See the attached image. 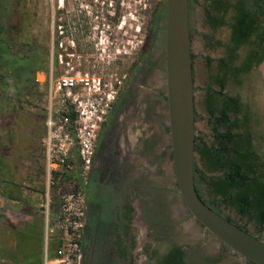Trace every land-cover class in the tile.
Segmentation results:
<instances>
[{
	"label": "rangeland",
	"instance_id": "rangeland-1",
	"mask_svg": "<svg viewBox=\"0 0 264 264\" xmlns=\"http://www.w3.org/2000/svg\"><path fill=\"white\" fill-rule=\"evenodd\" d=\"M244 1L247 7L254 8L252 0ZM206 2L188 0V16L195 136L211 144L215 141L214 120L206 109L205 97L209 89H216L213 80L218 74L217 59L224 55L216 41H226L228 29H212L207 25ZM116 5L118 19H114ZM159 21L164 34L166 0H123L122 4L121 0H0V264H14V253L21 259L34 245L31 242L23 250L17 248L13 234L4 228L5 218L18 224L38 222L31 231L42 236L36 246L42 257L45 250L42 205L47 188L43 138L47 131L50 76L55 79L73 67L75 72L88 73L94 84L100 81L121 87L146 33L152 29L155 32ZM160 51L162 103L156 121L160 154L149 160L159 166L154 178L141 181L147 206L141 221L150 226L132 227L137 238L133 240L131 260L134 264H146L151 249L163 251L177 244L183 251V264H249L197 221L181 198L172 164L167 102L163 99V44ZM206 57L213 60L207 61ZM35 65L37 68L32 69ZM227 91L251 106L256 146L264 157V61L244 75L241 84L227 82ZM139 128L136 125V130ZM135 151L143 153L139 146ZM71 164L75 165L63 167V171L78 172L79 179L76 176L64 179L56 194L54 186L58 180L49 187L51 218L59 209L61 197L77 190L83 179L78 164ZM195 181L207 204L264 241L263 225L234 207L217 203L206 193L198 176ZM9 195L18 197L20 202L11 200ZM49 228L52 230L48 249L53 253L59 232L51 225ZM31 259L38 262V254L32 253Z\"/></svg>",
	"mask_w": 264,
	"mask_h": 264
},
{
	"label": "flooded vegetation",
	"instance_id": "flooded-vegetation-1",
	"mask_svg": "<svg viewBox=\"0 0 264 264\" xmlns=\"http://www.w3.org/2000/svg\"><path fill=\"white\" fill-rule=\"evenodd\" d=\"M229 1L232 6L227 11L216 12L223 20L219 26L213 27L208 14H205V21L212 29L220 27L228 29L227 40H218L222 43L219 46L224 50L221 57H227L225 44L230 43L231 24L238 21L240 7L242 1L244 2ZM210 3L211 0H207L206 8L215 12ZM117 11L116 5L114 19H118ZM120 12H123L122 7ZM161 24V21L157 23L155 32L152 29L146 33L139 55L125 75L112 108L98 131L91 165L83 185V229L78 264H125V262L134 264L131 252L134 247L133 240L137 237L132 227L150 226L149 223L141 221L147 207L142 196L144 187H141V181L145 178L147 180L154 178L159 166L155 162L151 164L149 160L160 154L156 121L161 113L162 103L160 99L162 44L165 60V33L161 31ZM257 25L259 32L264 31L263 17H259ZM249 49L250 45H241L236 51L234 64L239 66L245 60ZM262 52L263 46H260L258 53ZM263 61L264 58L255 64L253 60L251 68L239 74V82H231L221 70H218V73L225 77L223 91L239 100L243 105L242 112L248 107L255 144L257 134L252 124L251 106L244 103L240 97L230 94L227 91V82L241 84L243 76L260 66ZM164 96L163 99L166 100V94ZM136 125L140 127L139 130H136ZM136 146H139L143 153L136 152ZM144 151L148 154H144ZM175 246L179 245L171 244L163 251L151 249L146 264H160L163 257Z\"/></svg>",
	"mask_w": 264,
	"mask_h": 264
},
{
	"label": "trees",
	"instance_id": "trees-1",
	"mask_svg": "<svg viewBox=\"0 0 264 264\" xmlns=\"http://www.w3.org/2000/svg\"><path fill=\"white\" fill-rule=\"evenodd\" d=\"M244 2L242 1L240 7L238 21L231 24L230 43L225 44L227 57L217 59L218 70H221L226 79L228 78L231 82H239V74L247 72L251 68L253 60L255 64H258L264 58V31L259 32L257 25L259 17L264 19V0H252L254 8L245 7ZM210 6L215 12L208 8H205V11L209 16L210 24L217 27L223 23V20L217 16L216 12L227 11L232 4L229 0H211ZM216 44L222 43L216 41ZM241 45H250V49L245 60L237 66L234 64V59L237 56L236 51ZM260 46H263V52L259 54ZM206 59L207 61L213 60L210 57H206ZM36 68L35 65L32 69ZM225 77L218 73L213 80L216 89H209L205 97L206 109L214 120L215 141L208 144L196 136L194 137L195 180L198 176L206 193L214 201L234 207L240 213L255 219L264 226V157L258 152L254 142L248 107L244 108L245 110L242 112L243 105L239 100L223 91ZM70 176L78 177L79 175L78 172L56 173L58 183L54 186L55 194L59 193L63 180ZM196 187L201 196L197 185ZM9 197L11 200L20 202L14 195H9ZM54 207L56 208V204ZM224 217L230 220L229 217ZM130 218L131 215L128 216V219ZM37 223L33 221L18 224L5 218L4 228L13 234L14 244L17 248L23 250L27 244L31 242L34 244L21 259H18L14 253V257H12L14 264H42V251L36 249V246L40 245L42 236L33 234L31 231L35 225H38ZM236 225L245 230L240 224ZM56 240L57 247L59 239L56 238ZM34 252L38 254V262H33L31 259ZM4 255L6 256V254ZM183 262V251L180 246H175L163 257L160 264H183Z\"/></svg>",
	"mask_w": 264,
	"mask_h": 264
},
{
	"label": "built area",
	"instance_id": "built-area-1",
	"mask_svg": "<svg viewBox=\"0 0 264 264\" xmlns=\"http://www.w3.org/2000/svg\"><path fill=\"white\" fill-rule=\"evenodd\" d=\"M63 60L59 57V63ZM94 80V79H92ZM120 85L92 83L88 73L74 71L73 67L50 76L46 117L45 148L46 201L45 250L42 264H78L81 253L83 229V185L91 165L98 131L119 93ZM73 114V117L71 115ZM78 164L81 173L80 186L61 197L59 209L50 217L49 187L55 184L56 173H65L63 167ZM75 183V179H72ZM58 232L59 244L49 252V228Z\"/></svg>",
	"mask_w": 264,
	"mask_h": 264
},
{
	"label": "water",
	"instance_id": "water-1",
	"mask_svg": "<svg viewBox=\"0 0 264 264\" xmlns=\"http://www.w3.org/2000/svg\"><path fill=\"white\" fill-rule=\"evenodd\" d=\"M165 87L173 170L181 198L209 232L248 262L264 264V241L209 206L195 181V106L188 0H166Z\"/></svg>",
	"mask_w": 264,
	"mask_h": 264
}]
</instances>
